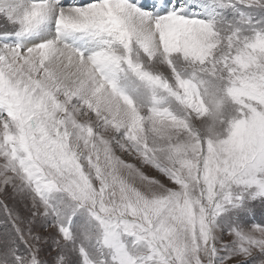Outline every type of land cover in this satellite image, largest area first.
Masks as SVG:
<instances>
[{"label": "snow or ice", "instance_id": "1", "mask_svg": "<svg viewBox=\"0 0 264 264\" xmlns=\"http://www.w3.org/2000/svg\"><path fill=\"white\" fill-rule=\"evenodd\" d=\"M0 21V264H264V0Z\"/></svg>", "mask_w": 264, "mask_h": 264}, {"label": "rangeland", "instance_id": "2", "mask_svg": "<svg viewBox=\"0 0 264 264\" xmlns=\"http://www.w3.org/2000/svg\"><path fill=\"white\" fill-rule=\"evenodd\" d=\"M0 25H2V21H0ZM121 158L125 159L126 162H129V163H133L134 162L131 157H128L126 155H122ZM146 174L151 176L152 178L162 179L160 177V174L155 172V170L147 169L146 170ZM0 202L7 203L9 205V207H12L14 205V201L10 197H4L2 194H0ZM2 219H3V213L0 212V220H2Z\"/></svg>", "mask_w": 264, "mask_h": 264}]
</instances>
